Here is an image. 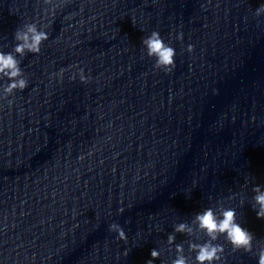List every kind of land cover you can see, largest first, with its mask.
<instances>
[{"label": "clouds", "instance_id": "clouds-1", "mask_svg": "<svg viewBox=\"0 0 264 264\" xmlns=\"http://www.w3.org/2000/svg\"><path fill=\"white\" fill-rule=\"evenodd\" d=\"M68 0H56V6L67 3ZM46 5H52L54 0H43ZM56 7L54 6L50 13L54 14ZM256 17L264 16V3L260 4L254 11ZM43 28H46L44 25ZM42 27H38L36 22H27L22 26L17 27L13 33L15 46L11 52L5 53L0 50V79L7 78L8 83L0 86V101L7 100L8 104L13 101L9 100L10 96H14L16 91H23L28 87L29 80L21 68L22 59L28 54H39L41 45L48 40L47 31ZM183 40V33L177 37ZM142 44L146 49V55L150 58H155L154 68L162 70L165 73H170L175 68L176 50L169 44L165 43L158 31H153L148 37L142 38ZM194 50L193 45H189L188 52ZM19 57V58H18ZM71 67H76L75 65ZM67 69L61 68L59 73H53L52 76L63 78ZM77 73H73L70 79L74 80ZM79 79L82 83H88L91 77L84 75L82 68L78 69ZM255 193L253 197L252 208L256 211L258 219H264V190L260 185L253 188ZM123 212V209H120ZM109 231L117 233V239L127 240V236L123 228L117 224L109 225ZM174 233L186 234L189 237L199 239L200 233L207 237L203 243H197L193 240H188L189 253H195L194 264H220L222 261L225 247L221 243H217L221 236L231 245L233 252L244 251L250 253L253 250V241L255 236L253 233L243 228L237 222V211L235 208H225L221 204L218 212L212 207L205 208L203 211L194 215L190 222H181L174 225ZM167 236V243L173 245L175 242V234ZM176 257L171 261V264H189V257L186 256L183 244L175 245ZM126 250L124 255L128 256ZM151 259L146 264H153V261L160 257V251L156 248L151 250ZM258 264H264V247H261L257 253Z\"/></svg>", "mask_w": 264, "mask_h": 264}]
</instances>
